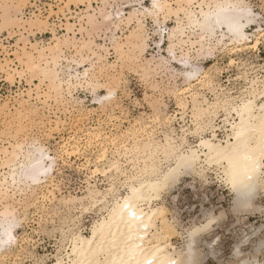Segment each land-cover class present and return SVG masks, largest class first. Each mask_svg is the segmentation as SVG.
<instances>
[{"label":"rangeland","instance_id":"obj_1","mask_svg":"<svg viewBox=\"0 0 264 264\" xmlns=\"http://www.w3.org/2000/svg\"><path fill=\"white\" fill-rule=\"evenodd\" d=\"M139 1L0 0V147L16 142L25 148L42 145L56 158L47 182L24 192L12 189L6 199L26 225L14 229L17 244L0 257V264H37L42 259L52 264L56 255L64 254L73 233H89L104 213L102 205L93 206L92 191L105 192L114 182L116 193H125L123 174L101 170L118 160L125 174L135 172L137 162L131 148L147 139L148 133L158 141L176 133L178 142L184 136L189 143H196L199 137L192 135L193 94L200 104L211 103L222 100L217 90L230 84L233 98L238 99L245 95L244 89H251L252 79L258 83L264 80V44L237 49L212 39L213 52L207 54L206 50L198 52L184 37L183 44L174 47L176 58L185 60L187 50L191 63L200 67L202 74L189 83L184 75L164 69L161 62L165 59L160 57L169 58L167 48L172 40L168 33L183 20V13L159 16L161 35L153 28L154 18L144 17V26L152 29L154 36L145 47L136 32V18L123 16L133 12L128 4L138 5ZM110 13L112 18L104 20ZM259 27L250 26L249 34ZM160 36L163 42L158 43ZM36 60L40 66L35 65ZM179 60L170 61L173 70L183 67ZM87 68L89 80L100 83L94 90L82 78ZM105 95L106 100L99 103ZM226 117L220 109L212 120L218 138L223 139L229 128ZM228 119L232 121V117ZM181 127L187 135L180 132ZM210 169L213 182L201 185L199 176L191 172L180 176L174 191L163 194L161 201L178 231L171 242L181 249L185 229L192 221L197 225L203 221V215L195 216L202 208L198 193L204 198L203 205L215 209L212 215L223 214L217 224L229 222L230 227L242 228L253 243L239 251L233 241L225 239L221 248H216L211 240L219 243V237L209 240V234L202 233L195 246L200 255L197 264H227L253 257L264 261V252L258 247L264 233L260 211L264 209V191L252 200L256 209L250 206L253 210L237 213L233 192L217 176L219 169ZM184 193L193 195L190 199ZM89 203L94 210L82 213L80 209ZM212 231L231 235L222 227L214 226Z\"/></svg>","mask_w":264,"mask_h":264},{"label":"bare ground","instance_id":"obj_2","mask_svg":"<svg viewBox=\"0 0 264 264\" xmlns=\"http://www.w3.org/2000/svg\"><path fill=\"white\" fill-rule=\"evenodd\" d=\"M139 2L140 4H143V8L140 9L141 15L136 16L133 12L128 16L123 15L125 19H130L131 17L136 18L138 28L144 26V16L142 14L143 9H151L153 0H141ZM235 2L236 0H160V3L165 5V7L159 16L163 15L166 17L169 14L171 15V13L176 15L180 12L183 13V20L178 21V24L171 28L168 33L169 39L172 40L171 44L174 45V47L182 45L184 37L187 38V41H190L192 47L196 46L198 52L206 50L207 54L211 53L213 49L214 45L212 46V39H215L219 44L226 42L228 45H234L237 49L246 45H254L256 44V38L254 41L251 39L247 41H238L237 38L233 36V33L229 31L227 24H216L217 12L220 13L221 17L234 15V13L229 10L222 11L218 6L228 5ZM193 5L195 6V9ZM119 13L124 12H118V14ZM89 16L90 15H88V19ZM92 18L93 15L90 20ZM103 18L104 20H110L112 14H105ZM208 19H210L212 24L215 25L214 32L208 31L204 27L205 21ZM95 20H97V18H95ZM163 20L164 18L162 21ZM240 22L246 24V20H241ZM250 26L252 25H247L243 29L245 35H250L248 32ZM187 30L191 31L192 34L190 35L187 33ZM132 35L133 34H131V36ZM192 35H195V39L192 38ZM161 40L162 37L158 40V43L161 42ZM142 43L144 45L143 40ZM52 46L51 49H53ZM54 47L56 46L54 45ZM168 49L169 47L167 50ZM188 54L189 53L186 50V57L182 56L190 65V67L187 68V72L193 73L191 76L184 75L185 80L190 83L194 79H198L202 73L200 72V67L191 63ZM160 58L165 59V56ZM177 58L179 60V57ZM36 61L35 65L40 66L38 60ZM32 64L34 63H31V67L34 66ZM53 73L56 74V71L54 70ZM77 76L78 75H75L76 78ZM82 76L83 80L89 85L94 84L96 87L100 84L98 81L92 82L89 80V72L87 78H85V71ZM253 81L254 80L252 79L251 83H249L251 89L253 87ZM260 87H264V85H260ZM259 90L260 88L256 89L257 92ZM105 98L106 95L103 98H99V103L102 104L103 101L106 100ZM193 99H195L193 103L194 113L201 117L204 123H207L209 119L213 120L217 112L212 110L211 106H214L218 99L211 103L200 104L197 101L196 93L193 94ZM257 100H259V96H257ZM220 103L221 109L224 111L223 99L220 100ZM234 106L239 105L236 104ZM228 117H232V121H229ZM260 118L261 113L259 111V104H256L253 111L244 112L243 116L236 112H230L227 114L226 119H224L229 124L225 137L223 139L218 138L217 133H215V140L213 142L211 136L204 135L203 139L208 142L206 144H202L200 138L196 143L191 144L184 136L181 137V142H178L174 136L169 134H167L162 141H158L152 138L150 133L147 134V139L135 142L134 147L131 148L136 157L135 161L137 162V170L135 172L125 174V171L121 169L118 160L114 161L108 169L101 170L103 173L107 170H114L116 173L123 174L125 176V193L117 194L114 182H111L105 192H99L97 190L92 191L90 198H93L94 200L93 206L102 205L101 208H103L104 213L100 215V218L93 222L89 229V233L84 234L81 231L73 233L69 237V244L68 247L66 245L67 248L65 249L64 254L56 255L52 264H55L58 256L63 261V264H136L132 255V250L137 246H150L149 242L152 240V234H160L167 237V244L169 246L168 252H175V259L179 261L180 264H197L200 259L199 252L195 248L197 237L191 242V247H189V242L185 239L181 249H178V247L171 242V239L178 234V231L176 227H170L172 219L168 217V208L161 201L162 197L159 199L156 198L152 186L156 183L158 174L162 176L164 173H167L170 168H175L177 166V157L171 147L172 144H176L177 148H179L181 144L186 145L187 152L182 154L187 155L188 153H191L195 157V159L191 160L193 167L188 169V172L196 174L200 172L201 167H204L205 169L215 168L219 169V175L223 177L226 170L230 168V160L228 157L232 158L231 166H233L237 172H243L247 163L244 159L245 155L251 154L253 150H256L261 142L259 132ZM242 121L245 122L250 130L244 137H237L233 131V125L235 124L236 126H239ZM209 145H211V148ZM216 148L224 150V156L219 159L218 162L213 159L216 156V152L213 149ZM77 150L78 149H76V152ZM103 153H105V151H103ZM0 159V168L3 170L0 172V235H2L7 227V220L10 219L12 214L16 215V208L10 203V201L6 200L11 197L12 189H19L20 191H23L26 188L36 189L35 187L42 185L43 182H47L49 174L56 164V158L51 154L49 149L45 148V146L34 144L31 147L25 148L22 142H16L10 143L9 146L0 147ZM130 160L132 161L133 159L131 158ZM255 182L256 181L254 180L253 183ZM227 185L233 192L232 204L234 209L241 202H245L252 207L253 205L251 203L253 198L260 192V189H257L251 194H242L233 191L231 184ZM133 188L137 189L140 193L139 198L130 200L129 207L123 209L125 198L131 195V190ZM50 192L52 193V191ZM110 197L111 200L109 199ZM114 209L115 212L113 211ZM121 210H123V215L121 214ZM131 212H135L136 216L139 217V220H136L130 225L129 221L133 220V217L129 215ZM146 224L149 225L147 229L145 228ZM13 236V243L5 244L0 247V257H4V255L11 250V247L17 244L14 229ZM4 239L6 240L7 237L5 236ZM161 247H163V245H161ZM258 247H262V240L259 241ZM247 261H251L252 264H264V261H259L256 257H253L252 259L243 258L239 264H243V262Z\"/></svg>","mask_w":264,"mask_h":264},{"label":"snow or ice","instance_id":"obj_3","mask_svg":"<svg viewBox=\"0 0 264 264\" xmlns=\"http://www.w3.org/2000/svg\"><path fill=\"white\" fill-rule=\"evenodd\" d=\"M129 9L133 10V14L136 16L141 15L140 9L143 8V4L130 3L127 5ZM165 5L160 3V0H153L151 9H143V16L145 19L148 16H153L155 18L153 28L155 32L159 34L161 32V26L159 23V15ZM222 11L229 10L234 13L231 16H223L221 17L220 13H216V24H227L229 31L233 33V36L237 38V40H250L255 36L256 44L251 45L254 49L258 45L264 44V0H236L235 3H231L228 5H220L218 6ZM258 9V11H257ZM241 20H246V24L241 23ZM143 23V22H142ZM259 24L260 27L256 30L255 33L251 35H245L243 29L247 25H255ZM204 27L208 31H215V25L212 24L211 20L208 19L205 21ZM175 31V30H174ZM137 33L141 40L144 41V46L147 47L149 43H151V39L154 38L153 30L149 29L146 25L137 29ZM161 42H163L161 40ZM211 51V49H210ZM169 58H165L162 62V67L167 70L175 71L176 74H182L191 76L193 73L187 72V68L190 67L188 62L181 58L178 63L183 65L182 68H176L173 70L172 64L170 61H175L176 53L174 52V45L170 43L169 49ZM234 63V61H233ZM88 72L85 70V78H87ZM252 89H244L245 95H242L237 99L233 98V91H230L231 85L229 84L226 87L219 88L217 91L219 96L223 98V108L225 114L227 116L230 112H236L243 116L244 112H251L255 109L256 104H259V111L261 113V118L259 121V132L261 136V142L258 145L256 150H253L251 154L245 155L244 159L247 161L243 172H237L233 166H231V157H228L230 160V168L226 170L225 175L223 177H219V173L217 176L226 184H231L233 191L240 192L242 194L247 193L251 194L254 190L260 189L264 190V87H260V85H264V80H261L259 83L257 81H253ZM90 87L95 88V85H89ZM260 88L257 92L256 89ZM109 95H112L111 89L109 90ZM257 96H259V100H257ZM238 104L239 106H234ZM211 109L215 112H219L221 109L220 99L218 98L217 103L214 106H211ZM194 123L195 130L192 132V135L195 137H199L201 139L202 144L208 143L203 139L204 135L207 134L212 137L214 142L215 133H216V122L211 119L208 120L207 123H204L201 117L194 113ZM249 127L245 124L244 121L241 122L239 126L233 125V131L237 137H244L249 132ZM180 132L187 135L186 130L181 127ZM176 133H173L175 136ZM182 139V138H181ZM171 147L174 150V153L177 157V166L175 168H170L167 173H164L162 176L158 174V178L156 183L152 186L153 192L157 199L161 198L162 195L167 192L171 193L174 191L179 184V177L182 174H193L188 172L187 170L192 168L191 160L195 159V157L188 153L187 155H183L182 153L187 152V147L184 144H181L179 148H177L176 144H172ZM211 148V145H209ZM216 152L215 159L217 162L219 159L223 158L224 150L220 148L213 149ZM211 155V154H209ZM213 169H205L201 167L199 173L196 175L199 176V182L201 185L208 184L213 182V178L210 173ZM256 181L253 183V181ZM140 193L137 189L133 188L131 190V195L125 198V202L123 205V209H127L129 207V201L133 199H138ZM183 195H187L190 199L192 197V193H184ZM201 199L202 208L199 212L195 213V216L199 217L203 215V221L198 223L196 221H192L188 228L185 229V239L189 242V247H191V242L200 234L208 233V239L211 240L212 236H218L220 242L217 243L216 240H211V243L216 245V248H221L223 241L225 239H229L234 242V246L239 250L243 251V245L251 244L253 241L249 238V236L242 230L240 227L232 226L230 227L229 222H225L222 225L217 224V221L222 220L221 216L212 215L215 211L214 208L208 207L207 205H203V197H199ZM94 210L92 208L91 203H89L88 207H82L80 211L82 213L90 212ZM253 210L251 207L245 203L241 202L235 209L237 213L242 211ZM115 212V209L113 210ZM262 214H264V209L260 210ZM121 214L123 215V210H121ZM133 217V220L129 221V224H133L136 220H139V217L136 216L135 212L129 213ZM239 223V219L237 221ZM75 224V221L72 222ZM26 225V220L19 219L15 214H12L10 219L7 220V227L5 228L2 235H0V247L5 244H11L14 242L13 229L24 227ZM217 228H226L229 230L231 235L225 236L223 231L217 233L212 231L213 227ZM149 225H145L147 229ZM171 228H175V220L171 222ZM39 237V233L36 234ZM7 237L5 240L4 237ZM262 236V247L261 251L264 252V233ZM35 242V241H34ZM150 246L148 247H140L137 246L132 250V255L136 261V264H180L179 261L175 259L176 253L168 252V244L167 237L160 234H152V240L149 242ZM163 245V247H161ZM37 264H50V261L47 259H42L37 262ZM55 264H63V261L57 257ZM227 264H239L237 261L229 260ZM243 264H252L251 261L243 262Z\"/></svg>","mask_w":264,"mask_h":264}]
</instances>
